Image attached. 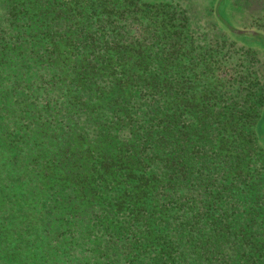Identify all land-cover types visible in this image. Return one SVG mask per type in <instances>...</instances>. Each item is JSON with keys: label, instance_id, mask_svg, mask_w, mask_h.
I'll return each mask as SVG.
<instances>
[{"label": "trees", "instance_id": "trees-1", "mask_svg": "<svg viewBox=\"0 0 264 264\" xmlns=\"http://www.w3.org/2000/svg\"><path fill=\"white\" fill-rule=\"evenodd\" d=\"M220 8L0 0V264H264V0Z\"/></svg>", "mask_w": 264, "mask_h": 264}, {"label": "rangeland", "instance_id": "rangeland-1", "mask_svg": "<svg viewBox=\"0 0 264 264\" xmlns=\"http://www.w3.org/2000/svg\"><path fill=\"white\" fill-rule=\"evenodd\" d=\"M141 3L159 4L164 2H181L186 7L190 8L193 12V18L195 22H204L207 17H211L209 9H215L216 5H219L222 9L223 15L226 17L229 15L228 1L229 0H139ZM245 22V17L241 14L234 19L233 27H241ZM260 39H250L251 42L248 46L253 47L264 54V29L260 34ZM258 134L260 145L264 149V108L262 110V117L258 125Z\"/></svg>", "mask_w": 264, "mask_h": 264}]
</instances>
